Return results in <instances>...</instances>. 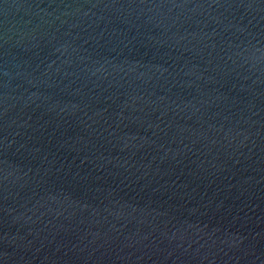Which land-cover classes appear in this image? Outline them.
I'll return each instance as SVG.
<instances>
[{
    "label": "water",
    "instance_id": "water-1",
    "mask_svg": "<svg viewBox=\"0 0 264 264\" xmlns=\"http://www.w3.org/2000/svg\"><path fill=\"white\" fill-rule=\"evenodd\" d=\"M0 264H264V0H0Z\"/></svg>",
    "mask_w": 264,
    "mask_h": 264
}]
</instances>
